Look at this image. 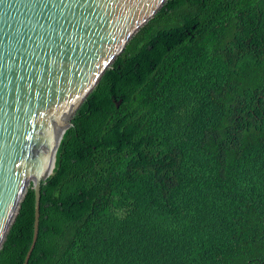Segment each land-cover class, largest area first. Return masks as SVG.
Here are the masks:
<instances>
[{"label": "trees", "instance_id": "trees-1", "mask_svg": "<svg viewBox=\"0 0 264 264\" xmlns=\"http://www.w3.org/2000/svg\"><path fill=\"white\" fill-rule=\"evenodd\" d=\"M33 220L28 187L0 264ZM28 264H264V0H166L132 36L62 136Z\"/></svg>", "mask_w": 264, "mask_h": 264}, {"label": "water", "instance_id": "water-1", "mask_svg": "<svg viewBox=\"0 0 264 264\" xmlns=\"http://www.w3.org/2000/svg\"><path fill=\"white\" fill-rule=\"evenodd\" d=\"M166 0H0V248L28 187L41 185L81 103ZM120 100L116 103L118 105Z\"/></svg>", "mask_w": 264, "mask_h": 264}, {"label": "bare ground", "instance_id": "bare-ground-1", "mask_svg": "<svg viewBox=\"0 0 264 264\" xmlns=\"http://www.w3.org/2000/svg\"><path fill=\"white\" fill-rule=\"evenodd\" d=\"M53 169H54V166H52L50 170H53Z\"/></svg>", "mask_w": 264, "mask_h": 264}]
</instances>
